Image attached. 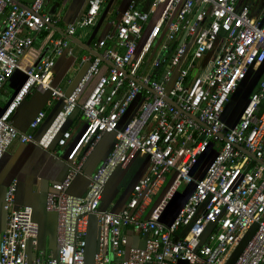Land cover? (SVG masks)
Segmentation results:
<instances>
[{
	"label": "built area",
	"instance_id": "built-area-1",
	"mask_svg": "<svg viewBox=\"0 0 264 264\" xmlns=\"http://www.w3.org/2000/svg\"><path fill=\"white\" fill-rule=\"evenodd\" d=\"M46 1L21 7L0 0V93L21 70L20 61L33 44L31 34L50 32L60 22L44 12ZM109 1L88 0L77 25L93 26ZM147 2L140 9L131 1L106 38L111 45L106 40L96 44L100 53L85 59L90 67L70 95L52 86V72L57 57L73 54L76 24L52 42L46 57L23 70L24 82L0 114V158L14 142L48 152L54 145L66 147L72 134L64 127L77 111L84 132L65 158L64 179L46 194L45 211L57 215L56 251L37 248L39 228L32 209L15 206L12 183L2 207L6 223L0 264H87L90 216L96 219L92 264H264V71L236 124L229 127L223 121L239 85L264 66V0ZM154 48L158 52L151 59ZM93 78L91 93L79 105L84 85ZM33 90L64 99L39 138L35 132L46 119L44 111L27 133L12 123ZM106 135L114 137L111 152L87 176L84 194L72 195L88 155ZM140 153L147 157L145 174L132 184L119 210H102L107 183ZM201 163L203 173L195 176ZM168 176L150 215L142 218ZM190 186L183 207L163 223L180 188ZM128 233L140 237L143 247H129Z\"/></svg>",
	"mask_w": 264,
	"mask_h": 264
},
{
	"label": "crops",
	"instance_id": "crops-1",
	"mask_svg": "<svg viewBox=\"0 0 264 264\" xmlns=\"http://www.w3.org/2000/svg\"><path fill=\"white\" fill-rule=\"evenodd\" d=\"M18 1L22 5L27 6L33 0ZM131 1L133 0H112L107 2L97 17V22L100 21V23H96V25L90 27H83L78 26L77 23L86 12L88 0H47L44 4V12L58 17L60 22L50 32L37 35L31 34L34 38L33 44L20 61L21 70L13 73L5 84L3 91L0 93V114L4 111L24 82L25 75L23 70L25 71L33 68L41 59L46 57L51 51L52 42L61 39L65 29L69 25L76 24L77 28L75 36L73 37L74 41L71 43L73 54L71 56L64 54L57 57L52 72V86L60 88L66 96L70 95L79 85L90 67V63L86 62L85 59L97 56L100 53L96 44L102 40H106L108 46L111 45L106 38L113 35L116 23L120 20L122 13L128 8ZM136 1L140 9H145L147 7V0ZM111 15L114 16L112 20L108 19V16L111 17ZM146 34L147 33H145V35ZM159 44L161 43L158 41L156 45ZM260 76H258V73H250L244 82L249 85L251 81H255L256 79L257 85V79H259ZM95 81L96 79L93 78L84 85L78 99L79 105L83 104L89 96ZM63 105L64 99L53 100L48 92L40 93L33 90L15 111L12 117L13 126L17 130L27 133L29 132L30 122L40 111H44L46 113V119L35 132V137L39 138L48 128L57 113L62 109ZM131 114L132 109L124 120L129 119ZM83 128V116L80 111H77L73 117L67 121L64 127V129H69L72 134V138L66 147L56 148L54 145L51 151L48 152L32 144L14 142L0 158V237L6 223V214L2 208L5 192L10 184L16 183L15 206L30 207L32 209V220L39 228L37 248L41 251H56L57 215L45 211L46 194L50 190L52 184L60 183L64 179L67 170L64 164L65 158L75 144L80 133L83 131ZM113 143L114 137L112 135H106L88 155L83 166L84 175L79 176L72 184L70 189L72 195L81 196L84 194L88 183L87 176L92 175L99 163L105 160L112 150ZM203 166V163H201L198 173L196 172L197 174L195 176L203 173ZM128 168L129 165L126 169L116 170L111 180L107 183L101 202L102 210L117 211L123 206L129 197L132 184L144 175L148 168L147 157L135 174L132 182L128 186L126 184L122 186L120 181L123 179ZM191 189V186L184 188L183 193H181L179 197L180 202L176 210L172 212L169 211L168 213H166L167 209L165 210L161 217L163 223H170L177 215L178 211L187 201ZM150 211L147 214L145 211L142 218H147L150 215ZM91 230L92 236L90 234ZM128 236L130 237L129 247H143L144 242L140 237L131 233H128ZM95 248L96 219L90 216L87 233V250L92 251V257ZM86 263L92 264V258L89 259L87 256Z\"/></svg>",
	"mask_w": 264,
	"mask_h": 264
},
{
	"label": "rangeland",
	"instance_id": "rangeland-1",
	"mask_svg": "<svg viewBox=\"0 0 264 264\" xmlns=\"http://www.w3.org/2000/svg\"><path fill=\"white\" fill-rule=\"evenodd\" d=\"M114 18V16L111 15L108 16V19L112 20ZM98 18L96 19L94 25H96V23H100L97 22ZM107 23V21H106ZM93 25V26H94ZM106 25V24H105ZM92 31V30H91ZM146 35L143 34L142 38L139 39V45L141 46L142 43L144 42ZM139 49V47H138ZM158 52V48H154V50L151 52V55L149 56L151 59L155 57V55ZM248 84V83H247ZM246 82L242 83L241 85H239L237 92L230 98L229 103L225 106V111H224V115H223V121L229 126L232 127L235 122L238 120L239 115L243 109V107L246 105L250 94L255 90V85L253 84H249L247 85ZM247 85V86H245ZM245 87V88H244ZM247 88V89H246ZM146 158V155L143 153L138 154L135 159L129 164V168L127 169L125 175L123 176V179L120 181V184L123 186L124 184H126L127 186L132 182V179L134 178L135 174L137 173V171L139 170V168L141 167V165L143 164L144 160ZM171 177L168 176L167 177V181L165 182V184L162 187V190L158 192V194L155 197H152L151 199V204L150 207L146 210V214L150 211V209H152V207L156 204L157 200L159 199L161 193L163 192V189L168 185V183L170 182ZM121 186V187H122ZM126 186V187H127ZM124 187V188H126ZM184 189L180 188L179 192L175 195V197L172 199V201L170 202L166 213H168L169 211L172 212L174 210H176L178 208V204L180 202V195L181 193H183ZM179 199V200H178ZM178 201V202H177ZM165 213V214H166ZM91 228V227H90ZM90 234L92 236V230L90 231ZM242 248V247H241ZM241 250V249H240ZM237 253V252H236ZM234 253L231 259V262H233L237 256V254ZM87 256L88 258H92V251L87 250ZM86 256V257H87Z\"/></svg>",
	"mask_w": 264,
	"mask_h": 264
},
{
	"label": "water",
	"instance_id": "water-1",
	"mask_svg": "<svg viewBox=\"0 0 264 264\" xmlns=\"http://www.w3.org/2000/svg\"><path fill=\"white\" fill-rule=\"evenodd\" d=\"M12 1H14L15 3H17V4H18L19 6H21V7H25V6L22 5L18 0H12ZM263 22H264V18H263V20H262V23H263ZM72 41H74L73 38H72ZM263 71H264V66H261V67L259 68V70L257 71L258 76H260V75L262 74ZM257 73H256V74H257ZM249 75H250V74H249ZM249 75H248V76H249ZM255 76H256V75H255ZM256 77H257V76H256ZM247 78H248V77H247ZM257 80H258V79H257ZM245 81H246V80H245ZM243 83H245V82H243ZM241 84H242V83H241ZM241 84H240V85H241ZM250 84L256 85V79H255V81H251ZM236 92H237V91H236ZM236 92H235V93H236ZM235 93H234V94H235ZM235 124H236V122H235ZM235 124H234V125H235ZM234 125H233V126H234ZM83 132H84V131H82V132L80 133V135H79V137L77 138L76 142H78V140H79V138L81 137V135H82ZM245 242H246V240H244V241L242 242V244L240 245V247H239V248L237 249V251H236L237 253L235 252L236 254L239 253L241 247L245 244Z\"/></svg>",
	"mask_w": 264,
	"mask_h": 264
}]
</instances>
